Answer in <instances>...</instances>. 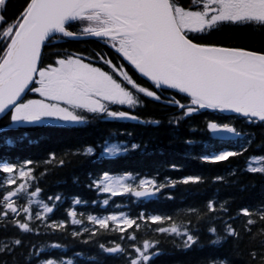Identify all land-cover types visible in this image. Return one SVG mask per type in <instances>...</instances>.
<instances>
[{
	"label": "snow or ice",
	"instance_id": "obj_1",
	"mask_svg": "<svg viewBox=\"0 0 264 264\" xmlns=\"http://www.w3.org/2000/svg\"><path fill=\"white\" fill-rule=\"evenodd\" d=\"M9 3L10 0H3L0 5V32H5L6 35L5 30L15 31L16 27L22 28L24 32L17 52L0 56V115L10 116V127L0 128V132L20 125L60 123L79 126L88 122L83 113L121 121L153 122L140 121L138 116L123 110H110V105L134 108L138 99L132 90L155 100H161V96L145 87L137 90L130 80L125 82L119 75H107L106 72L112 71L109 65L115 61L108 59L104 53L95 52L98 57L95 61L106 65L108 70L94 66V61L90 60L88 55L67 51L62 58L55 59L54 64L46 62L42 49L49 44L41 45L35 65L31 63L26 46L33 38L43 41L47 37L53 43L57 37L77 38L78 35L102 41L114 50L116 59L122 58L131 67L129 60L135 61L143 71L150 74L141 77L150 81L155 89H171L183 94L186 103L175 97L166 101L181 110L180 116L169 120L173 126L178 127L184 116L202 110L233 113L246 121L264 124V51L202 44L198 39L209 30H220L225 26H264V0H191L192 5L199 10H185L184 7L176 5L186 13L183 17L184 28L178 31L153 28L150 23L152 13L145 0H23L11 21L5 15ZM124 17H128V21L118 24ZM74 25L78 26V32L70 30ZM37 27L38 34L35 32ZM6 47V43L0 46V53H3ZM133 69L136 72V69ZM28 93L38 94L39 98H30ZM206 128L213 134L241 136L229 123L210 122ZM139 147L138 144L131 145L133 150ZM117 153L118 150L108 149L111 156ZM92 154L93 148L87 147L84 155ZM239 155L241 151L224 150L203 156L201 160L219 164ZM59 163L62 165L65 161L60 160ZM32 164L34 162L25 161L19 170L10 163L0 166V173L8 174L6 182L9 186L17 184V179L20 181L16 189L8 190L3 196L0 216L8 217L11 213L10 219L15 221L16 227L23 234L42 236L59 233L61 236L70 235L77 239L83 231L95 236V229L85 227L82 230L74 228L69 231L65 221L50 219L49 214L63 202L64 198L59 194L47 196L46 199L50 203L36 201L40 204V210L34 211L31 208L33 198L39 196L42 191L38 184L33 183L39 179L33 175L34 169L27 168V165ZM248 171L264 173V168L250 167ZM132 179L131 175L113 176L104 173L100 178L92 179L86 187L113 198L130 195L136 199H148L169 186L153 178H141L137 183H128ZM202 179L199 176L185 177L180 181H173L172 184L178 182L187 185L199 183ZM29 188L32 190L29 191ZM21 193L28 195L27 204H18L13 199ZM73 203L80 205V198H74ZM102 203L107 205L109 200L105 198ZM240 212L247 218L244 221L243 233L233 226L236 218L228 214L226 207L220 205L218 209L212 202L207 203L204 215L212 222L207 231L214 237L210 244L218 245L222 241L227 242L229 238L238 241L242 234H246L249 243L253 245L248 252L246 264H264V238L257 241L258 235L264 237V209H257L254 213L245 208ZM66 216L71 225L82 224V219H77V211L69 209ZM19 217L22 218L18 219ZM137 219H147L151 224L158 225L154 229L157 233L182 238L185 249L198 243V236L187 227L182 230L175 224L163 226L171 217L158 214L145 217L143 212L138 218L128 217L123 213L109 214L102 218L87 216L88 222L99 229H108L111 223L114 226L112 231L122 234L133 226L139 228ZM216 221L220 223L221 235L217 234ZM258 221L261 231L254 232ZM120 239L125 237L121 235ZM126 239L135 241L136 237L128 234ZM22 242L21 239H16L14 244L18 246ZM80 242L87 243L88 240ZM156 243L145 239L141 245L131 243L127 248H122L119 243L113 247H100L105 253L123 255L126 264H150L156 254ZM49 247L60 249L62 245L52 243ZM40 252H43L42 248L35 252L30 251L28 259L34 258L36 264H72L71 261L65 262L60 257L42 258Z\"/></svg>",
	"mask_w": 264,
	"mask_h": 264
},
{
	"label": "trees",
	"instance_id": "obj_2",
	"mask_svg": "<svg viewBox=\"0 0 264 264\" xmlns=\"http://www.w3.org/2000/svg\"><path fill=\"white\" fill-rule=\"evenodd\" d=\"M22 4L23 0H10L6 18L11 21ZM70 30L78 32V26L74 25ZM4 35L5 33L0 32V46L6 42ZM198 39L202 44L239 47L259 52L264 51V26H225L220 30H209ZM10 42L11 40L6 42L8 47L0 56L6 55ZM48 44L44 49L46 62L52 63L58 56L62 58L65 51L88 55L93 61L98 59L95 52L104 53L108 59L115 61L112 65L124 66L125 79L130 80L137 90L141 87L154 90L161 96V100L132 90L138 99L134 108L109 106L110 110H123L138 116L140 121H153L151 123L114 120L83 113L88 122L79 126L60 123L20 125L0 132V166L10 163L19 170L25 161L34 162L27 165V168L34 169L33 175L39 179L33 183L38 184L42 191L33 198L31 208L34 211L40 210V204L36 201L49 202L47 196L59 194L64 198L63 202L49 214L50 219L65 221L69 231L74 228L82 230L85 227L96 231L95 236L82 231L81 237L77 239L70 235L61 236L59 233L33 236L20 232L15 221L10 219L11 213L8 217L0 216V264H36L34 258L28 259L29 253L41 248L43 252L39 255L42 258L60 257L72 264H126L123 255L105 253L100 245L113 247L119 243L122 248H127L131 243L141 245L145 239L157 242L154 250L156 254L150 264H246L248 252L253 248L247 235L242 234L238 241L229 238L227 242L222 241L218 245L210 244L214 237L207 230L212 222L208 221L204 213L209 202L218 209L223 205L228 209V214L236 218L233 226L243 233L247 218L242 216L240 210L248 208L255 213L257 209H264V173L248 171L253 159H258L259 165L264 168V124L202 110L184 116L178 127L173 126L169 120L180 116L181 110L166 101L175 97L186 103V98L174 92L155 89L154 85L141 79L122 58L116 59L114 50L102 41H73L67 37H57L53 43L49 41ZM95 62L94 64L102 67V63ZM129 88L131 90V86ZM210 122L229 123L241 136L228 140L216 138L206 128ZM9 127L10 116H7L0 122V128ZM132 144L140 147L133 150ZM111 145L118 146L123 152L116 156L105 154L104 150ZM89 146L93 148V154L86 156L84 151ZM224 150L241 151V155L219 164L201 160L203 156ZM60 160L65 163L61 165ZM104 173L113 176L131 175L133 179L128 183H137L141 178H153L169 186L148 199H136L130 195L113 198L86 187L92 179L100 178ZM196 176L202 177V181L187 185L178 182L172 184L173 181ZM7 179L8 174L0 173V208L3 207V196L7 191L16 189L20 183L17 179V184L9 186ZM28 198V195L21 193L13 199L18 204H27ZM74 198H80L81 204L75 205ZM105 198L109 200L107 205L102 203ZM69 209L77 211V219H82V224L71 225L66 216ZM141 212L145 217L156 214L171 217L163 226L175 224L182 230L187 227L198 236V243L185 249L182 238L155 232L158 225L151 224L147 219H137L140 227L133 226L123 234L112 231L114 226L111 223L108 229H99L87 220L88 215L102 218L105 215L121 213L138 218ZM20 218L22 217L18 219ZM215 227L217 234L221 235L219 221L215 222ZM259 231L261 229L258 221L254 232ZM128 234L134 235L136 240L126 239ZM121 235L125 239H120ZM261 238L264 237L258 235L257 241ZM16 239H21L22 244L15 245ZM83 240L88 242H80ZM52 243H60L62 247L51 249L49 246Z\"/></svg>",
	"mask_w": 264,
	"mask_h": 264
},
{
	"label": "water",
	"instance_id": "obj_3",
	"mask_svg": "<svg viewBox=\"0 0 264 264\" xmlns=\"http://www.w3.org/2000/svg\"><path fill=\"white\" fill-rule=\"evenodd\" d=\"M145 2L147 3L149 10L152 13V15L150 17V23H151L153 28L158 29V30L161 28H166V29L171 30V31L180 30L178 25H177V22L175 20L172 8H171L168 0H145ZM124 18L129 19L128 17H124ZM23 32H24V30L19 27L17 32H16L15 38L12 41L9 52H12L13 54H15L17 52V50L20 47V41L22 39ZM35 32L37 34L39 33L38 27L35 29ZM71 39L74 41L96 40V38L84 37V36H77V38H71ZM48 41H49V39L47 37L43 41H40L37 38H33L32 40H30L27 43V46H26L27 54H28V57H29V59L33 65H35V63H36L37 53L40 52L41 45L46 44ZM44 49H42V52H44ZM9 52H8V54H9ZM132 66L136 69V72L140 73V75H139V73H137L140 77L145 76V75H150V74L146 73L145 71H143L141 66L138 65L137 63L132 64ZM141 78H143L144 80H147L144 77H141ZM163 90H168L171 92L178 93L175 90H171V89H163ZM178 94H180V93H178ZM181 95H183V94H181ZM221 114H224L226 116H237L236 114H233V113H221ZM5 117L6 116L0 115V121L2 119H4Z\"/></svg>",
	"mask_w": 264,
	"mask_h": 264
},
{
	"label": "rangeland",
	"instance_id": "obj_4",
	"mask_svg": "<svg viewBox=\"0 0 264 264\" xmlns=\"http://www.w3.org/2000/svg\"><path fill=\"white\" fill-rule=\"evenodd\" d=\"M186 14H184V16H185ZM183 16V17H184ZM180 23H181V25H183V28H184V24H185V21L183 22L182 20H180ZM16 29H17V27H16ZM16 32V30L15 31H10V30H8V32H7V34L6 35H4V39L6 40V42L7 41H10L12 38H13V35H14V33ZM5 32H3V34H4ZM70 39V38H69ZM71 40V39H70ZM6 42H3V43H6ZM57 56V55H56ZM59 58V56L57 57V58H54V60H53V64H54V61H55V59H58ZM77 58H79V57H77ZM95 62V61H94ZM95 63H98V62H95ZM98 64H101V63H98ZM94 66H99V65H97V64H94ZM100 67V66H99ZM109 67L112 69V71H109V72H106V74L107 75H119L120 77H121V79L122 80H124L125 82H127L128 80L127 79H125V75H124V66H111V65H109ZM102 70H108L107 69V66L106 65H104V64H102ZM149 83H151V82H149ZM164 91H168V90H164ZM171 92V91H170ZM175 93V92H174ZM176 94H178V93H176ZM178 95H181V94H178ZM181 96H183V95H181ZM30 98H39L38 97V94H34V93H31V96H30ZM49 102H51V103H54L55 101H49ZM216 137H220V138H222V139H227V138H233V136H230L229 134H227V133H217V134H214ZM108 149H115V150H118V153H117V155L118 154H120V153H122L123 152V150L122 149H120L118 146H113V145H111V146H108L104 151H105V154H107V155H109L108 154ZM250 167H259V168H261V166L259 165V160L258 159H253L252 161H251V163H250Z\"/></svg>",
	"mask_w": 264,
	"mask_h": 264
},
{
	"label": "flooded vegetation",
	"instance_id": "obj_5",
	"mask_svg": "<svg viewBox=\"0 0 264 264\" xmlns=\"http://www.w3.org/2000/svg\"><path fill=\"white\" fill-rule=\"evenodd\" d=\"M169 2L172 6V9H173L174 15L176 17L177 23H178L180 29L183 30V25H181L180 20H182L184 22L183 16L186 13L182 12L181 9L177 6L184 7L185 10H199V9L195 8L192 5L191 0H169ZM120 22L121 21H119L117 23L119 24Z\"/></svg>",
	"mask_w": 264,
	"mask_h": 264
},
{
	"label": "bare ground",
	"instance_id": "obj_6",
	"mask_svg": "<svg viewBox=\"0 0 264 264\" xmlns=\"http://www.w3.org/2000/svg\"><path fill=\"white\" fill-rule=\"evenodd\" d=\"M10 148V147H9Z\"/></svg>",
	"mask_w": 264,
	"mask_h": 264
}]
</instances>
